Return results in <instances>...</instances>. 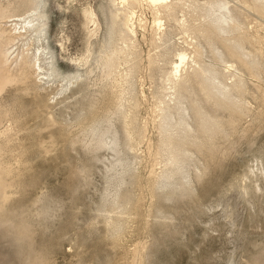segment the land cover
<instances>
[{
	"label": "rangeland",
	"instance_id": "1",
	"mask_svg": "<svg viewBox=\"0 0 264 264\" xmlns=\"http://www.w3.org/2000/svg\"><path fill=\"white\" fill-rule=\"evenodd\" d=\"M120 1L0 0V264H264V0Z\"/></svg>",
	"mask_w": 264,
	"mask_h": 264
},
{
	"label": "bare ground",
	"instance_id": "2",
	"mask_svg": "<svg viewBox=\"0 0 264 264\" xmlns=\"http://www.w3.org/2000/svg\"><path fill=\"white\" fill-rule=\"evenodd\" d=\"M170 1L171 0H121L119 3L121 8H119V10L124 15L127 14V16L129 17V18H127V22H131L138 13L136 11V8L144 6V2H146V4H148V6L154 8L156 11L159 12L160 8H166V9L169 8L170 7V5H169ZM40 2H42V0H40ZM183 4L185 5V1L183 2ZM40 7L41 6H39L37 9H34L33 11H28V12H25L22 14H16V13H11V12L7 13V15H5V17H4L5 21L2 22L0 28L6 29L7 37H9L12 41H15L16 39H23V37L27 36V38L29 37L32 41H34V43H37V46H35V49L33 50V53L31 55V60L34 63V66L37 69V72L39 71V74L41 75L40 82L49 83L52 81V76L54 74L51 72V69H52L51 61H52V59L50 61L51 57L49 56V52L47 51V46L44 44V42L46 41L44 38L45 37L44 36L45 35V29L43 27V24H40V22H39V16H40V9L39 8ZM224 7L226 8V5ZM85 13L87 15L86 20L89 23V27H90V23L93 26H95V29L94 28H93L94 30L92 29V33H94L96 35V33L99 31V28H98L99 23L97 20V15H96V13H94L93 10H87V8L85 9ZM85 13H84V15H85ZM223 16H224V19L227 20L226 14L223 13ZM155 23H156V26L158 27V29L163 32L164 31L163 20L160 17H158V18H156ZM126 27H128L129 29L132 28L131 26H129V24H127ZM133 29H132V33L135 34L136 31ZM179 57H180V59H179V61L175 62V68H174V70H175L174 76L176 78L181 75V72L183 71L182 69L187 64V60L189 58V55H187L184 52H180ZM81 58H83V57H81ZM81 58H80V60H81ZM86 59L88 62L89 58H86ZM80 77H81V75L76 74L74 77H72V79H69L67 82V85H65L63 87L64 88L63 91L68 89L69 85L74 83L75 81H77ZM80 79H82V78H80ZM65 80H67V79H65ZM0 84H1V82H0ZM58 95H60V94H58ZM111 147H112V145H111ZM245 189H246V187H245Z\"/></svg>",
	"mask_w": 264,
	"mask_h": 264
}]
</instances>
